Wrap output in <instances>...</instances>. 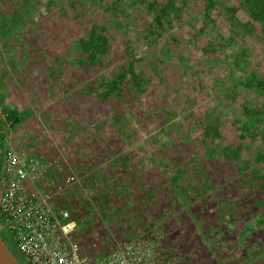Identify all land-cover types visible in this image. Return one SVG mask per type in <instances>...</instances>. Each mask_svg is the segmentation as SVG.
<instances>
[{"label": "rangeland", "instance_id": "374dc122", "mask_svg": "<svg viewBox=\"0 0 264 264\" xmlns=\"http://www.w3.org/2000/svg\"><path fill=\"white\" fill-rule=\"evenodd\" d=\"M127 68L141 90L128 75L101 97ZM263 80L264 20L242 0H0V173L2 148L49 155L96 252L140 238L159 264H264V229L239 239L264 211V122L243 132Z\"/></svg>", "mask_w": 264, "mask_h": 264}, {"label": "built area", "instance_id": "2783aa9c", "mask_svg": "<svg viewBox=\"0 0 264 264\" xmlns=\"http://www.w3.org/2000/svg\"><path fill=\"white\" fill-rule=\"evenodd\" d=\"M0 173V233L21 264H159L152 246L123 239L96 252L75 234V215L65 205L73 178L51 189V157L3 151Z\"/></svg>", "mask_w": 264, "mask_h": 264}, {"label": "trees", "instance_id": "16d2710c", "mask_svg": "<svg viewBox=\"0 0 264 264\" xmlns=\"http://www.w3.org/2000/svg\"><path fill=\"white\" fill-rule=\"evenodd\" d=\"M130 1V0H128ZM243 4L246 5L248 14L254 17L255 19H262L264 20V0H242ZM168 5H161L154 3L152 1L147 2L146 10L152 13V23L158 25H161L163 21H165V17L168 14ZM84 44L86 45L87 51H88V58L90 60H94L97 56H101L106 53V44L105 39L103 36H101L99 33L95 32V30L91 29L90 34L88 35L87 39L84 40ZM133 77L134 81L133 88L134 90L139 91L142 88L140 78L136 79V76L131 71L130 68H127L126 70L122 72H118L115 76L109 78L106 83L102 86L100 95L101 97H107L109 92H116L117 87L124 83L127 80V77L129 76ZM264 81V80H263ZM261 84V83H259ZM258 84V85H259ZM246 117H248L250 120L247 125L248 127H244L243 132L250 134V132L257 133L258 131V124L264 122V117L260 116V113L253 116L247 112H245ZM254 135V133H253ZM257 161H264V148L258 152ZM181 170L177 169L175 170L174 174H172L169 177V182L176 181L177 178L181 175ZM205 188H208L209 186L205 184ZM195 191L201 192V188L196 189ZM250 218L242 222L241 225V232L239 233V239L243 240V238L253 235L259 230L264 229V211L260 209L258 213L250 214Z\"/></svg>", "mask_w": 264, "mask_h": 264}, {"label": "water", "instance_id": "95a60500", "mask_svg": "<svg viewBox=\"0 0 264 264\" xmlns=\"http://www.w3.org/2000/svg\"><path fill=\"white\" fill-rule=\"evenodd\" d=\"M1 235V233H0ZM0 264H21L10 252L0 236Z\"/></svg>", "mask_w": 264, "mask_h": 264}, {"label": "flooded vegetation", "instance_id": "af4514ba", "mask_svg": "<svg viewBox=\"0 0 264 264\" xmlns=\"http://www.w3.org/2000/svg\"><path fill=\"white\" fill-rule=\"evenodd\" d=\"M2 150L4 151V148H2ZM2 154H3V152H2ZM2 159H3V155H2ZM8 247V246H7Z\"/></svg>", "mask_w": 264, "mask_h": 264}]
</instances>
